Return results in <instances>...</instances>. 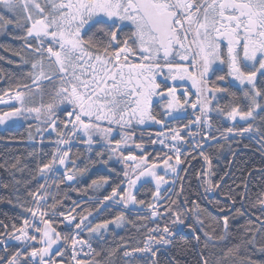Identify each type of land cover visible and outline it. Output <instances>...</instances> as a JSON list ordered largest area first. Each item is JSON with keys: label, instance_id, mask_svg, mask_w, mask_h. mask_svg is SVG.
<instances>
[{"label": "snow or ice", "instance_id": "snow-or-ice-1", "mask_svg": "<svg viewBox=\"0 0 264 264\" xmlns=\"http://www.w3.org/2000/svg\"><path fill=\"white\" fill-rule=\"evenodd\" d=\"M9 25L23 32L14 39L25 41L31 58L21 52L14 54L21 57L23 64H30V70L24 73L29 82L0 90V105L7 108L0 109V125L33 118L44 125L36 127L37 133H55L51 159L38 164L37 169L42 176L63 169L62 176L53 181L57 188L88 171L87 166L78 167L70 156L73 139L86 145L89 153L99 144L95 156L102 164L107 165L114 157L122 163L123 179L111 188L110 194L95 201L97 212L112 205H122L125 209L129 205L144 206L145 201L138 200L134 192L138 182L141 187L154 182L153 198L158 202L161 185L169 183L165 176L172 173L179 178L181 171H187L180 167L191 155L183 151L188 143L186 136L200 134L205 142L218 141L212 134L213 112L234 122L224 131L216 129L219 138L228 140L248 134L249 139L258 138L264 155L261 127L264 125V0H0V30ZM217 63L226 65L227 72L216 75L212 81L210 74H215L213 65ZM161 76L163 79L158 81ZM185 79L191 80L197 89L195 102L185 99L187 90L178 95V85L167 83ZM225 81L238 82L242 95L217 86V82ZM155 97L163 101V104L155 102L162 109L159 119L153 112ZM220 100L227 103L221 105ZM241 101L247 102L246 107ZM189 104L198 110L194 121L183 129H169L167 135L158 132L157 139L151 140V144L161 145V150L168 149L162 157L165 174L161 175L160 165L149 161L150 153L144 144L136 143L134 133L126 130L134 124L152 122L163 127L167 119H183L182 112ZM59 112L63 113V119ZM257 118L260 124L249 122ZM241 121L247 126L237 127ZM192 124L199 126L198 133L191 131ZM185 130L186 135H182ZM32 139L29 132V140ZM130 142L140 150L139 156L131 152L125 155L124 149ZM194 147L200 149L199 155L211 166L203 145L197 142ZM96 162L91 161L93 165ZM18 164L17 159L11 168L16 169ZM0 168L6 165L0 164ZM254 171L264 172V169ZM175 183L173 180L172 184ZM205 183L208 185L205 192L220 187L210 180ZM108 184V177H100L93 179L89 187L101 189ZM247 189L244 182L238 194L241 208L229 209L231 215L226 213L220 219L210 218L209 230H205L204 221L197 214L199 231L204 237L197 264H264V259L253 258L256 254L264 257V193L247 210H242L248 199ZM180 191L183 192L182 186ZM223 195L233 206L236 204L231 191ZM28 196L33 206L19 203L29 214L19 227L13 223L9 231V226L0 221V264H114L121 248L125 249L124 264H160L157 253L173 245L177 231L187 228L196 244L201 243L198 229L187 223L185 212L172 207L177 200H171L164 212H159L156 204L146 205L151 218H166L169 223L149 228L142 247L129 250L126 243L120 244L102 255L90 241H105L108 226L120 227L124 221L123 211L114 219L93 224L89 220L92 211L77 212L80 205L76 202L67 211L62 210L63 200L54 195L48 203L46 183L36 192H28ZM217 208L221 213L226 211L219 203ZM256 208L259 214L251 211ZM246 214L250 218L244 225L233 223ZM56 223L65 225L69 231L66 234L57 231L53 226ZM85 232L89 239L80 238ZM9 240L20 246L10 251ZM210 245L223 246L220 252L211 253L214 262L207 251ZM242 250L251 254L241 255ZM170 264L180 261L173 256Z\"/></svg>", "mask_w": 264, "mask_h": 264}, {"label": "trees", "instance_id": "trees-1", "mask_svg": "<svg viewBox=\"0 0 264 264\" xmlns=\"http://www.w3.org/2000/svg\"><path fill=\"white\" fill-rule=\"evenodd\" d=\"M16 35L12 30L8 31L6 28L0 30V90H6L9 88H15L16 84L29 82L23 71L18 70V60L14 56L15 52H21L23 48L22 43H16L10 39ZM17 45L19 46L17 47ZM12 64V65H9ZM17 67H16V66ZM230 92H236L229 87ZM2 94V91H0ZM240 95V93H237ZM193 102V99L191 100ZM242 104V101H241ZM190 105V104H189ZM189 105L186 106V116L183 119H175L166 122L164 128L157 126H148L140 130V136H136L134 141L136 143H143L145 149L149 155V161L163 165V155L166 150L151 144V140L156 139V133L169 131L171 128H183L187 125L191 119V113L189 111ZM7 110L5 108H0ZM154 114L157 118H160V111L158 106L153 108ZM58 115L63 119V113L59 112ZM264 115V113H262ZM213 125V135L218 137V141H215L212 145L206 149V154L211 160V183L219 184L220 187L215 190V194L212 198H209L205 188L208 186L205 181L208 180L207 171L208 165L198 156L190 157L184 165L187 169L186 172L182 171L180 176L179 188L176 195L172 200H177L176 205L172 207L181 212H185L187 221L198 229V233L201 236L200 245L196 244L193 239L191 231L189 232L185 228V232L177 231L173 239V245L157 253L156 259L160 264H170L171 258L174 256L176 260L180 261V264H197L198 252L202 248L204 237L203 233L199 231L200 226L197 224V214L199 218L204 221L205 230L208 229L210 218L220 219L224 214H230L229 209L234 211L235 208H241L240 196L238 195L243 190V183L248 185V199L244 201L243 209L247 210L250 203L254 202L260 197L261 193H264V172L254 171L264 169V155L261 154V145L257 140L248 138V134L244 137H229L228 140H224L220 137V133L216 131H224L231 124L222 121V117L211 115ZM254 124H260L259 118L256 121H249ZM35 122H25L17 127L7 128L0 130V164H5L6 168H0V221L9 226L11 231V225L15 223L18 227L21 225L23 218L29 214L25 213L19 203H26L27 206H33L31 204V197L28 196V192H36L41 184L46 183V189L49 191L52 188V195L58 199L63 200V209L67 211L73 207V202L80 205L76 209L77 212H81L84 209L92 211V216L89 220L95 223H101L105 219H114L122 211L124 212L125 219L121 222L119 228L111 227L105 235V241H99L98 239H92L90 242L97 251H102V255L110 248L116 247L120 244H127V248L130 250L132 247L143 246L145 238L148 234L149 228H154L158 222L151 219L150 214H147L146 205L153 203L158 207L165 206L161 212H164L165 208L169 206L170 198H166L164 201L158 203L153 198V192L155 191V185L152 182L144 184L141 187L139 184L134 190L138 200H144V206H132L129 205L130 211H124L118 207H112L107 210H101L97 212L95 203L88 202L89 197L92 199H102L104 195L111 193V188L120 183L123 179V167L119 163L110 162L105 165L99 162V159L95 156V152L99 150L100 145H94L91 153L87 152V146L81 143L79 140L73 139L71 144L70 156L76 160L78 167H88V171L84 176H78L73 184H61L57 188L53 181L62 176L63 169L56 173V179H54L53 173H48L46 176H42L38 173L37 165H42L51 159L52 152L55 149V140L57 139L55 133L43 136L41 133L35 131ZM32 126L31 128L29 126ZM245 122L240 123L237 127H246ZM264 129V125H261ZM29 132L32 133V140H29ZM41 137L43 142L41 143ZM247 145V147H245ZM222 146V147H221ZM67 147V146H66ZM131 151H125V155ZM31 153V155H30ZM132 154V153H131ZM140 155V154H136ZM161 157L160 159H154ZM193 157H195L193 159ZM105 159L107 156L104 157ZM17 159L19 164L16 169L11 168V165L16 163ZM183 159V158H182ZM91 161H97L94 165ZM174 161V160H173ZM205 164V167H204ZM71 167V165H69ZM109 168L115 169V172H110ZM183 168V169H184ZM22 169V171H21ZM249 172L252 174L249 175ZM119 173V175H117ZM175 175V174H174ZM52 176V178H51ZM34 177V178H33ZM100 177H108L109 184L105 185L101 189L90 188L89 185L93 179ZM54 179V180H53ZM174 176L169 177V186L163 190L162 198H165L166 193L172 186ZM19 180L21 183L16 184L15 181ZM7 185V187H4ZM126 186V184L124 185ZM181 186L183 192L181 193ZM232 193L236 197V204L233 206L230 201L225 199L223 193ZM179 193V195H177ZM17 196L20 200L17 201ZM65 197H67L65 199ZM11 201V202H9ZM217 203L221 207L225 208V213L219 212ZM121 207H123L121 205ZM252 212L259 214V209H252ZM87 215V212L84 213ZM231 215V214H230ZM139 217H147L146 219H140ZM249 215L239 217L233 223L237 226L244 225L249 220ZM254 219V217H252ZM169 223L168 220L162 219L160 225ZM57 231L62 234H66L69 230L65 225L56 223L53 225ZM114 226V224H113ZM171 226V225H170ZM2 230V229H0ZM82 239H89L87 233L81 235ZM20 245L16 242L10 246V251H14ZM222 245H218L213 248L211 245L207 250L209 258L214 262L215 256L211 253H218L222 249ZM125 249L121 248L114 257V264H124V257L122 255ZM2 254V253H0ZM242 250L241 255H246ZM254 259H264V257L258 254L253 256Z\"/></svg>", "mask_w": 264, "mask_h": 264}, {"label": "built area", "instance_id": "built-area-1", "mask_svg": "<svg viewBox=\"0 0 264 264\" xmlns=\"http://www.w3.org/2000/svg\"><path fill=\"white\" fill-rule=\"evenodd\" d=\"M196 99H197V96L195 97L194 102L196 101ZM189 110H190V113H191V116H192L191 121H194V120L196 119V115L198 114V110L192 109L191 106H189ZM211 123H212V120H211ZM188 124H189V123H188ZM198 128H199V126L196 125V124H192V125H191V131H193L194 133H198ZM182 129H183V128H182ZM186 131H187V130L183 131L181 134H182V135H186ZM205 131H207V129H205ZM212 132H213V128H212ZM186 139L188 140V143H186V144L183 146V151H185V152L191 154V155L188 156V159H189L190 157L194 156V155H195V156H198V157L201 158L205 163H207V165H208V171H207V173H208V172H211V169H210V166H209L208 162H206V161L203 159V157H201V156L199 155V151H200V149L195 148L194 145H195V143H197V142H199L201 145H203V151L205 152V155H207V154H206V149H207V147L210 146V145H212L215 141L208 140L207 142H205V141L201 138V135H200V134H196V135H195L194 137H192V138H189V137L186 136ZM157 146L160 147V148H162V146L159 145V144H157ZM65 147H66V146H65ZM163 149L166 150V151H168V149H166V148H163ZM182 158H183V157H182ZM188 159H187V160H188ZM184 165H185V164L181 165L180 167L183 169V168H184ZM60 171H61V170H60ZM60 171H58V172H60ZM58 172H56V173H58ZM56 173L54 174V178H56V175H57ZM181 173H182V171L179 173V178H177L176 174L174 175V179H173V180H175L176 183H175L174 185L172 184V186H171V188H170L171 190L168 191L167 196L170 198L169 201H171L172 198H173V197L176 195V193H177V190H178V188H179V182H180V176H181ZM207 177H208V180L211 181V176H208V175H207ZM48 193L50 194V196H49V200H48V203H51V202H52V201H51L52 188L49 189ZM207 195H208L209 198H212V197L214 196V191L207 192ZM96 200H98V198H96V199H92V200H88V201H89V202H92V203H95ZM109 203H110V202H109ZM112 207H118V208H121V209H123V210H125V211H129V208L125 209V208L121 207V205H112ZM164 207H165V206L160 207V208L158 209V211L162 210ZM151 219H152L153 221H155V222H158V224L160 225L161 220L159 219V217H157V218H151ZM156 226H157V225H156ZM156 226H155V227H156ZM160 226H161V225H160ZM161 227H162V226H161ZM173 239H174V238H173ZM14 243H15V241L9 240V245H10V246L13 245ZM92 246H93V245H92ZM170 247H171V246H170ZM170 247L163 248L162 250H166V249H168V248H170ZM93 248H94V246H93ZM85 251H87V249H85ZM124 259H125V258H124Z\"/></svg>", "mask_w": 264, "mask_h": 264}, {"label": "rangeland", "instance_id": "rangeland-1", "mask_svg": "<svg viewBox=\"0 0 264 264\" xmlns=\"http://www.w3.org/2000/svg\"><path fill=\"white\" fill-rule=\"evenodd\" d=\"M8 31H10V30H12L16 35H18V36H21V35H23V32H22V30H20V29H17V28H15L14 27V25H9L7 28H6ZM10 39L12 40V41H14V42H16V43H22L23 44V42H24V44H23V48L21 49L22 51H21V53H22V55H24V56H26L27 58H31L29 55H28V53H29V50H27L26 48H25V41L24 40H22V39H14L12 36H10ZM19 45H17V47H18ZM19 48H20V46H19ZM19 52V51H18ZM14 56L16 57V60H18L17 62H18V67H17V69L18 70H21V71H23V73H26L27 71H29L30 70V64H23L22 62H21V57L20 56H18V55H15L14 54ZM9 65H12V64H9ZM6 98V97H5ZM38 99V98H37ZM47 99H48V97L47 96H45V101H47ZM160 99V98H159ZM158 101H160L162 104H163V101H161V100H158ZM246 104H247V102L246 101H243L242 102V106H245L246 107ZM5 108V109H7L6 108V106L5 105H0V108ZM216 115L217 116V114L215 113V112H213L211 115ZM222 117V116H221ZM222 118H224V120L226 121V122H228L229 124H231V125H233V121H231V120H229V119H227V118H225V117H222ZM35 122L36 124V127H41V128H43L44 127V125L43 124H41L39 121H37V120H35V119H33V118H30V119H28V120H23V119H21V120H17V121H15V122H9V123H7V124H4V125H0V130H4V129H7V128H13V127H17V126H19V125H21V124H24L25 122ZM154 125H156L157 127H158V124H155V123H152V122H148V123H146V124H144V125H133L132 126V128L131 129H127L126 131H131V132H133L134 133V138L136 137V136H138L139 135V133L138 132H140V130H141V128L143 127H148V126H154ZM142 128V129H143ZM159 128H164V126L162 127V126H159ZM36 129V128H35ZM36 131V130H35ZM168 132L169 131H165L164 133L167 135L168 134ZM43 136H45V135H49V134H51L52 132L51 131H48V132H40ZM114 136L117 138V139H119V135H117L116 133H114ZM157 139V138H156ZM157 146V145H156ZM124 151H131V153L133 154V155H136V154H141L140 153V150H138V149H135V147H134V145L130 142L129 143V145H128V147H126L125 149H124ZM138 156V155H137ZM164 170V169H163ZM51 178H52V176H51ZM54 179H56V178H54ZM53 179V180H54ZM47 188V187H46ZM174 198V197H173ZM172 198V199H173ZM124 208V207H123ZM159 212H161V210L159 211ZM160 220H161V223H162V219L161 218H159ZM112 226H113V224H112ZM113 227H115V228H119V227H117L115 224H114V226Z\"/></svg>", "mask_w": 264, "mask_h": 264}, {"label": "flooded vegetation", "instance_id": "flooded-vegetation-1", "mask_svg": "<svg viewBox=\"0 0 264 264\" xmlns=\"http://www.w3.org/2000/svg\"><path fill=\"white\" fill-rule=\"evenodd\" d=\"M184 63L187 64L188 62H184ZM213 68L216 69V72H215V74H210V78H211L212 81H215V76L216 75H224L227 72V66L226 65H220L219 63H217V64L213 65ZM165 71H167V70H165ZM157 79H158V81H160V80L163 79V77L161 76V77H158ZM167 83L169 85H178V87H177V94L178 95L181 92L187 90L188 91V96L185 97V99H187L189 101H191L192 99L194 100V98L196 97L197 89H196V87H193V84H192L191 80L185 79L184 81H176V82L168 80ZM237 85H238V82H230V81L217 82V86L228 87V88L230 87L231 89H234L237 93H240V95H242V93L240 92L239 87ZM158 100H160L159 97H155L154 98V106L155 105L158 106L159 111L161 112V110H162L161 107L158 104L155 103ZM219 102H220L221 105H223V104L227 103V100H220ZM215 103H216V101H213V105H215ZM183 113H184L183 117H185L186 116V110L183 111ZM217 116H219V115H217ZM221 119H222V121L226 122L224 120V118H221ZM172 120H175V119H167L166 122H169V121H172Z\"/></svg>", "mask_w": 264, "mask_h": 264}, {"label": "crops", "instance_id": "crops-1", "mask_svg": "<svg viewBox=\"0 0 264 264\" xmlns=\"http://www.w3.org/2000/svg\"><path fill=\"white\" fill-rule=\"evenodd\" d=\"M161 103V102H160ZM162 104V103H161ZM184 115V113L182 112V116ZM240 123H243L242 121L240 122ZM154 126H156V125H154ZM159 126H161V125H158V127ZM146 127V126H145ZM144 127V128H145ZM143 128V127H142ZM141 128V129H142ZM139 133V135L138 136H140L141 134H140V132H138ZM110 162H114V163H119L120 164V166L121 167H123V164L122 163H120V162H118V160L114 157ZM172 163H174V161H172ZM164 165H162V166H160L159 167V173L161 174V175H164L165 174V172H164ZM172 176H174V174H172V173H168L166 176H165V178L168 180V178L169 177H172ZM169 181V183L168 184H165V185H161V199L158 201V203H160L162 200H163V198H162V193H163V190L164 189H166L168 186H169V184H170V180H168ZM153 184H154V182H152ZM139 184H141L140 182H138V184H137V186L139 185ZM155 185V184H154ZM167 194V193H166ZM155 200V199H154ZM155 201H157V200H155ZM111 227H113L112 226V224H110L109 226H108V229L105 231V235H107V233H108V231H109V229L111 228ZM88 235V234H87Z\"/></svg>", "mask_w": 264, "mask_h": 264}, {"label": "water", "instance_id": "water-1", "mask_svg": "<svg viewBox=\"0 0 264 264\" xmlns=\"http://www.w3.org/2000/svg\"><path fill=\"white\" fill-rule=\"evenodd\" d=\"M204 167H205V164H204ZM189 222V218H188V221L187 223ZM188 231L190 232V230L188 229ZM182 232H185V229L182 230Z\"/></svg>", "mask_w": 264, "mask_h": 264}]
</instances>
